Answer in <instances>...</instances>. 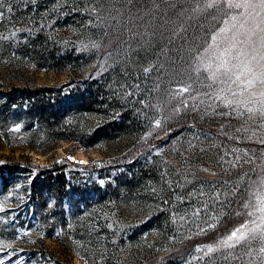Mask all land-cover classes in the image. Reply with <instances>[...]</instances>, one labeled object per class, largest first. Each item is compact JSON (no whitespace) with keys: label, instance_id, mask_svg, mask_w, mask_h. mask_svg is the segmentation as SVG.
Masks as SVG:
<instances>
[{"label":"rangeland","instance_id":"obj_1","mask_svg":"<svg viewBox=\"0 0 264 264\" xmlns=\"http://www.w3.org/2000/svg\"><path fill=\"white\" fill-rule=\"evenodd\" d=\"M208 2L0 0V164H18L0 171V264H264L259 241L205 255L247 219L241 178L264 165L247 113L175 112L178 86L201 91L197 49L242 11ZM38 84L52 89L13 91Z\"/></svg>","mask_w":264,"mask_h":264},{"label":"snow or ice","instance_id":"obj_2","mask_svg":"<svg viewBox=\"0 0 264 264\" xmlns=\"http://www.w3.org/2000/svg\"><path fill=\"white\" fill-rule=\"evenodd\" d=\"M207 7L222 8L225 15L231 10L242 11L224 21V26L219 27V30L211 35L212 42L208 44L203 53H199L197 49V54L189 63L188 71L189 79L194 78L199 83L201 91L193 96L190 95L194 88L192 83L187 86H178L173 98H180L182 105L177 106L175 112L179 114L189 107L195 111L200 108V105H206L205 116L210 114L231 116L235 113L237 117H242L247 113L249 121L253 124L258 122L260 127H264V36L260 38L259 47L253 40L257 30L264 32V27H261L264 25V0H209ZM144 71L147 73L149 69L146 68ZM202 72L207 73L203 78L201 77ZM258 85L261 87L259 91H256ZM185 93H189L187 98L184 96ZM245 93H247V98L243 100L229 98L230 96H244ZM257 97L262 99L256 100ZM198 99L199 104L190 105L188 102ZM249 103L258 104V107H248ZM209 108L212 109V113H209ZM222 108L230 111H220ZM155 126H160L159 120L155 122ZM16 127L18 129L20 126ZM223 127L222 125L221 128ZM241 130L243 129H237V131ZM259 142L264 144V139ZM233 151L240 150L234 149ZM244 154L248 156L247 150H244ZM68 159L72 157L69 156ZM236 160L239 162L241 157L236 156ZM254 162V157L244 161L249 164ZM79 163L86 162L79 161ZM232 166L236 167L237 164ZM253 176L256 178L253 179ZM241 182L244 185L243 192L246 198L239 205L241 210L237 211L236 215L247 217V219H244L230 234L222 237L215 244L205 245L206 256L224 247L235 248L255 241L261 243L259 250L264 253V165L250 168L244 173ZM240 187L241 185L238 184L236 188H233L232 194L235 195L237 188ZM208 227L212 228L215 225ZM201 231L206 230L201 229ZM200 250L197 249V251Z\"/></svg>","mask_w":264,"mask_h":264},{"label":"trees","instance_id":"obj_3","mask_svg":"<svg viewBox=\"0 0 264 264\" xmlns=\"http://www.w3.org/2000/svg\"><path fill=\"white\" fill-rule=\"evenodd\" d=\"M51 89H52V86L51 85L38 84V85H26V86H23V87H15V88H13V91L14 92L15 91H22V92H26V93H29V94L34 95V94H40V93L49 92V91H51ZM160 140H158L157 142H159ZM65 162L68 165H79V166H83V167H88L87 164H79L77 162H74V161H71V160H68V159H65ZM16 163L9 162V163L0 164V171H3V170H11L12 167H15V165H18ZM35 167L37 168L38 174H39V177H40V178H38V180H39V183L38 184H41V183L43 184L44 181L49 182L52 179L51 173L54 170H57L58 169L59 164L53 163L50 166L35 165ZM92 167L97 168V166H94V165ZM38 180H36V181H38ZM1 183L4 185L6 183V181L3 180ZM37 186H39V185H37Z\"/></svg>","mask_w":264,"mask_h":264},{"label":"bare ground","instance_id":"obj_4","mask_svg":"<svg viewBox=\"0 0 264 264\" xmlns=\"http://www.w3.org/2000/svg\"><path fill=\"white\" fill-rule=\"evenodd\" d=\"M70 156L72 157L71 160H75V158H76L75 156H72V155H70ZM81 161H85V162H87L86 159H85V157H82V160H81Z\"/></svg>","mask_w":264,"mask_h":264}]
</instances>
